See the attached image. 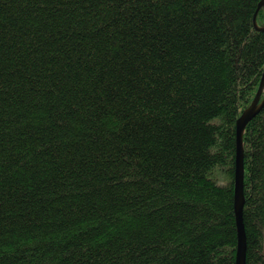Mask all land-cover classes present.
Segmentation results:
<instances>
[{
	"label": "trees",
	"instance_id": "1",
	"mask_svg": "<svg viewBox=\"0 0 264 264\" xmlns=\"http://www.w3.org/2000/svg\"><path fill=\"white\" fill-rule=\"evenodd\" d=\"M259 2L0 0V264H235ZM242 147L264 264V106Z\"/></svg>",
	"mask_w": 264,
	"mask_h": 264
},
{
	"label": "water",
	"instance_id": "2",
	"mask_svg": "<svg viewBox=\"0 0 264 264\" xmlns=\"http://www.w3.org/2000/svg\"><path fill=\"white\" fill-rule=\"evenodd\" d=\"M264 6V0H260L253 14L252 23L256 30L264 31V28H258L256 25V15L258 10ZM263 95V96H262ZM264 106V68L260 84L255 93V96L250 106L243 111L236 120L235 135H236V152H235V167H234V206L235 219L237 228V249L235 264H245L246 256V237L244 232V224L242 218V210L244 205L243 193V147L242 134L248 122L263 108Z\"/></svg>",
	"mask_w": 264,
	"mask_h": 264
}]
</instances>
